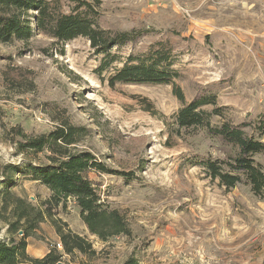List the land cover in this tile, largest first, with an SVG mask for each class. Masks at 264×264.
<instances>
[{"label":"rangeland","instance_id":"rangeland-1","mask_svg":"<svg viewBox=\"0 0 264 264\" xmlns=\"http://www.w3.org/2000/svg\"><path fill=\"white\" fill-rule=\"evenodd\" d=\"M59 1L65 12L77 5ZM85 1L99 2L94 17L101 28L138 29L142 36L112 48L107 58L84 37L61 45L34 34L28 42L0 43V240H8L13 219L4 211L7 202L19 197L39 206L50 197L39 182L8 169L44 160L19 153L9 132L22 127L36 136L66 122L89 130L79 149L138 178L129 184L116 174L90 175L131 235L101 241L69 201L28 238L31 257H44L60 242L59 226L95 250L64 255L63 264H125L131 257L140 264H264V199L246 184L226 189L197 164L220 157L224 146L200 128L175 131L173 116L182 104L172 81L112 87L109 80L125 64L151 66L160 51L167 60L156 67L176 74L173 82L187 102L204 90L217 95L224 116L213 122L255 119L264 114V0ZM255 159L264 165V155Z\"/></svg>","mask_w":264,"mask_h":264},{"label":"trees","instance_id":"trees-1","mask_svg":"<svg viewBox=\"0 0 264 264\" xmlns=\"http://www.w3.org/2000/svg\"><path fill=\"white\" fill-rule=\"evenodd\" d=\"M75 2L77 5L70 6V11L65 12L59 0H0V43L28 42L34 34L49 36L61 45L84 37L91 49L107 58L112 48L134 43L142 36L138 29L118 32L101 28L94 17V14H100L99 2L96 5L85 0ZM158 54L160 59L151 66L125 64L110 77V85L172 81L173 92L182 104L173 116L175 131L180 134L183 129L200 128L208 137L224 146L220 157L207 156L199 159L197 164L204 168L212 181H219L226 189L246 184L254 195L264 199V165L255 159L258 154L264 155V114L250 121L243 120L241 124L228 120L220 124L213 122V118L224 116L223 109L216 107L217 95L204 90L194 100L187 102L185 93L173 82L176 74L156 67L157 63L167 60L162 52L158 51ZM208 106L214 108L208 111ZM88 133V128L66 122L49 133L36 136H29L22 127L9 132V141L19 153L41 155L44 160L36 165L29 163L22 171L12 166L8 169L39 182L50 192V197L39 206L24 198L14 197V203L9 205L6 200L12 193L7 188L4 211L10 209L13 219L7 221L8 240H0V264H63L61 258L74 252L95 255L92 243L71 230L64 232L59 226L56 230L63 250L54 246L41 258L31 257L27 252L28 238L34 235L39 224L48 218L53 220L58 209L67 208L69 201L78 209L81 221L90 234L101 241L131 235V228L122 213L110 207L108 201L102 198L100 185L90 175L96 172L116 174L129 184L138 178L130 173L117 172L100 162L96 155L79 149ZM125 264L140 263L131 257Z\"/></svg>","mask_w":264,"mask_h":264},{"label":"built area","instance_id":"built-area-1","mask_svg":"<svg viewBox=\"0 0 264 264\" xmlns=\"http://www.w3.org/2000/svg\"><path fill=\"white\" fill-rule=\"evenodd\" d=\"M56 247H57L59 250H63V245H62L60 242H58V243L56 244Z\"/></svg>","mask_w":264,"mask_h":264}]
</instances>
